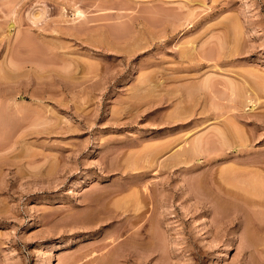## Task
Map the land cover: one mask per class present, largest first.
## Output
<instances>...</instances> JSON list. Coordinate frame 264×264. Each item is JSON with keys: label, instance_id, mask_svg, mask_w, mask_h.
<instances>
[{"label": "rangeland", "instance_id": "rangeland-1", "mask_svg": "<svg viewBox=\"0 0 264 264\" xmlns=\"http://www.w3.org/2000/svg\"><path fill=\"white\" fill-rule=\"evenodd\" d=\"M263 164L264 0H0V264H264Z\"/></svg>", "mask_w": 264, "mask_h": 264}, {"label": "bare ground", "instance_id": "bare-ground-1", "mask_svg": "<svg viewBox=\"0 0 264 264\" xmlns=\"http://www.w3.org/2000/svg\"><path fill=\"white\" fill-rule=\"evenodd\" d=\"M189 56V55H188ZM11 64V63H10ZM241 90V89H240ZM236 91V90H235ZM238 91V90H237ZM238 92H240V91H238ZM240 94V93H239ZM243 94V93H242ZM238 136V135H237ZM224 144V143H223ZM195 145L196 146H192L193 147V149H194V147H196L195 149L197 150L198 149V147H199V145L197 144V143H195ZM227 145V144H226ZM239 145V144H238ZM190 147V146H189ZM200 148V147H199ZM202 150V149H201ZM254 159V158H253ZM182 160V159H181ZM188 160V159H187ZM186 160V161H187ZM260 160V159H259ZM184 161V160H183ZM178 163V162H177ZM186 163V162H185ZM262 163V161L260 162H258V161H251V163H249L250 165H252V166H254L255 167V165H258V164H261ZM180 164V163H179ZM184 164V163H183ZM246 164H248L247 162H246ZM175 165H177V164H175ZM186 165H187V163H186ZM243 165V164H242ZM250 165H248V166H250ZM264 165V164H263ZM247 166V167H248ZM252 166H250V167H252ZM256 168V167H255ZM247 170V169H246ZM227 171H229V170H227ZM252 171V170H251ZM234 173V172H233ZM249 173V172H248ZM253 173V172H252ZM231 174V173H230ZM230 174H229V176H230ZM243 175V174H242ZM227 176H228V174H227ZM236 176V175H235ZM234 176V177H235ZM250 176H251V173H250ZM252 176H253V174H252ZM221 177H223V176H221ZM231 177V176H230ZM223 178H226L225 179V181H223L224 179H222V183L223 184H221V182H220V184H219V191H222L226 196V198H227V196H228V198H230V199H224V198H221V196H219L220 194H218V193H216V198L214 199V202H216V204H217V206H221L220 208V210H222V211H224V209H228V208H230V207H233L232 209H235V208H237V206H239L238 205V201H240V202H242V205L243 204H245V206H249L250 205V207H252V206H254V205H259V204H261V202L260 201H257V200H260L261 198H262V194L261 193H263L262 191H260V188H261V185L262 184H260L259 183V181L257 180H255V177L253 176L252 178H251V183L250 184H247V188H249L248 190L247 189H245V190H243V189H239L238 187H236L234 184H230L229 182H230V179H229V182H226V180L228 181V179H227V177H225V175H224V177ZM231 178H233V177H231ZM247 178V177H246ZM234 180V179H233ZM247 180V179H246ZM216 182V181H215ZM250 181H248V183H249ZM200 183V182H199ZM245 183V182H244ZM214 184V183H213ZM212 184V185H213ZM218 184V183H217ZM242 187V186H241ZM232 188L233 189H235V190H232ZM200 189V188H199ZM243 190V191H242ZM119 192V191H118ZM222 192H220V193H222ZM218 194V195H217ZM223 194V195H224ZM109 204V203H108ZM240 204V203H239ZM263 204V203H262ZM261 204V205H262ZM215 205V204H214ZM252 205V206H251ZM244 206V207H245ZM249 207V208H250ZM262 207V206H261ZM238 210H239V208H237ZM245 209H246V207H245ZM225 210V211H226ZM229 210V209H228ZM242 210V209H241ZM103 211V210H102ZM251 211V210H250ZM226 212H228V211H226ZM241 212V211H240ZM239 212V213H240ZM229 213H231V212H229ZM234 213H237V212H235V210H234ZM244 213V212H243ZM248 213V212H247ZM96 214V213H95ZM238 214V213H237ZM245 214V213H244ZM242 215V214H241ZM246 215V214H245ZM105 217V216H104ZM107 217V216H106ZM238 217V216H237ZM243 217V216H242ZM244 218H247V217H244ZM100 219V218H99ZM109 219V218H108ZM107 220V219H106ZM245 223V222H244ZM89 225V224H88ZM95 225V224H94ZM121 231V230H120ZM120 233V232H119ZM119 233H118V235H119ZM124 235V234H123ZM121 236V235H120ZM118 238V237H117ZM109 243V242H108ZM114 243V242H113ZM119 253V252H118ZM105 260V259H104ZM102 261V260H101ZM101 261H99V262H101ZM111 262V261H110ZM106 263V262H105ZM106 264H109V263H106Z\"/></svg>", "mask_w": 264, "mask_h": 264}]
</instances>
